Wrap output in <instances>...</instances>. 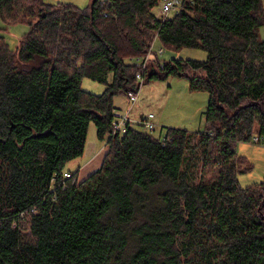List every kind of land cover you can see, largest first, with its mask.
<instances>
[{
	"label": "trees",
	"instance_id": "1",
	"mask_svg": "<svg viewBox=\"0 0 264 264\" xmlns=\"http://www.w3.org/2000/svg\"><path fill=\"white\" fill-rule=\"evenodd\" d=\"M161 1L0 0L6 25L30 27L15 51L0 33V264H264V181L240 186L237 152L256 127L264 138V0H183L166 20ZM156 38L207 59L153 55L141 83L131 61ZM170 77L209 94L207 130L112 135L113 97ZM92 123L102 166L65 179Z\"/></svg>",
	"mask_w": 264,
	"mask_h": 264
},
{
	"label": "rangeland",
	"instance_id": "2",
	"mask_svg": "<svg viewBox=\"0 0 264 264\" xmlns=\"http://www.w3.org/2000/svg\"><path fill=\"white\" fill-rule=\"evenodd\" d=\"M46 4H71L81 10H86L91 6L92 0H44ZM157 17H161L159 6L153 11ZM30 27L27 24L6 25L0 17V33L4 35L11 50L15 51L20 46L23 38L29 33ZM259 35L264 40V26L259 29ZM165 53L159 56L161 63L170 62L173 59L205 61L207 54L201 49H182L174 51L162 45L157 38L153 44V52L159 50ZM111 81V76H110ZM82 88L86 92L94 95H102L106 86L95 82L89 78H84ZM209 103V94L205 91H192L190 81L187 78L170 77L167 80H152L143 84L137 94V101L132 104L125 93H118L113 97V105L116 111L127 114L134 125L142 123L150 114L155 116L153 121L157 129L151 132L156 138H163L169 129L185 130L190 133L205 132L207 122L205 111ZM258 127H256L254 138L258 137ZM89 145L91 149L96 145L104 149L106 141H101L97 137V130L94 124H90L88 131ZM238 155L251 168L250 171L240 174L239 184L246 188L264 181V146L254 144L253 141L242 142L237 145ZM90 153L84 157L82 163L89 160ZM74 163L66 164L65 170L68 172ZM76 171V170H75ZM23 234L29 235V222L26 218L23 222Z\"/></svg>",
	"mask_w": 264,
	"mask_h": 264
},
{
	"label": "built area",
	"instance_id": "3",
	"mask_svg": "<svg viewBox=\"0 0 264 264\" xmlns=\"http://www.w3.org/2000/svg\"><path fill=\"white\" fill-rule=\"evenodd\" d=\"M182 6H183V0H162L159 4L160 15H161L160 18L163 20H166V19L175 17L178 13H180ZM153 44H152L149 54L145 58L138 59L137 61L135 60L131 61L133 64H136L138 68L141 69V72H139L136 76L137 80L141 83L144 82V72L148 69L149 63L152 60L153 55H156L159 57V56L164 55L165 53V51L162 49L159 50L157 54L154 53ZM127 97L132 104H134L137 101V94L135 93L129 92L127 94ZM129 116H130L129 113L122 114L116 110L114 111L113 121H112V135L123 136L127 133L128 126L130 124L134 125L133 124L134 121H132ZM154 120H155V116L153 114H150L148 118H146L145 120L142 121V123H140L143 126L142 129L148 133L154 132L157 129V125L153 122ZM161 139L163 140L164 137ZM252 141L254 144L264 146V138L261 136H258L255 138L253 137L251 142ZM64 178L65 179L72 178L71 172L65 173Z\"/></svg>",
	"mask_w": 264,
	"mask_h": 264
},
{
	"label": "crops",
	"instance_id": "4",
	"mask_svg": "<svg viewBox=\"0 0 264 264\" xmlns=\"http://www.w3.org/2000/svg\"><path fill=\"white\" fill-rule=\"evenodd\" d=\"M88 152L91 154L89 157V160L86 163H82L84 157L86 156ZM106 152H107L106 145L104 146V149L96 145L91 149V146L89 145V139L87 138V144H86V150H85L84 157L72 161L71 164L74 163V166H71L72 168L68 172L75 173L78 171L79 172L78 180L79 181L85 180L87 177H89L94 172L100 169Z\"/></svg>",
	"mask_w": 264,
	"mask_h": 264
},
{
	"label": "water",
	"instance_id": "5",
	"mask_svg": "<svg viewBox=\"0 0 264 264\" xmlns=\"http://www.w3.org/2000/svg\"><path fill=\"white\" fill-rule=\"evenodd\" d=\"M94 1H99V0H94Z\"/></svg>",
	"mask_w": 264,
	"mask_h": 264
}]
</instances>
